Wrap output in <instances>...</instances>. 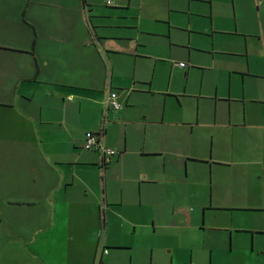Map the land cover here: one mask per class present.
<instances>
[{
    "label": "crops",
    "instance_id": "crops-1",
    "mask_svg": "<svg viewBox=\"0 0 264 264\" xmlns=\"http://www.w3.org/2000/svg\"><path fill=\"white\" fill-rule=\"evenodd\" d=\"M107 1L0 0V264H183L124 227L146 211L156 223L162 207L175 218L208 192L212 207L242 212V228L224 229L230 246H215L219 264H264V53L256 70L250 53L248 70L227 68V94H208L215 61H197L191 32L181 44L171 18L148 30L134 0ZM227 1L229 34L264 47V0ZM174 46L187 48L185 67ZM234 73L249 74L237 96ZM88 132L118 151L108 165L84 149Z\"/></svg>",
    "mask_w": 264,
    "mask_h": 264
},
{
    "label": "rangeland",
    "instance_id": "rangeland-1",
    "mask_svg": "<svg viewBox=\"0 0 264 264\" xmlns=\"http://www.w3.org/2000/svg\"><path fill=\"white\" fill-rule=\"evenodd\" d=\"M188 3L187 0H134L130 15L135 18L133 19L136 23L139 22L144 28L160 33L168 31L169 19L171 18L174 25V37L181 44H187L186 40L191 32L194 39L193 44L199 48L195 55L197 61L207 64L211 63V60L215 61L214 64H211L214 68L210 67L212 70L208 73L205 81L206 93H213L215 85L219 84L221 94H227L230 82V74L227 68L232 66V68L242 69V72L248 70L250 53L251 67L256 70L257 60L262 57L264 47L257 39H251L248 43L242 36L229 34L228 31L235 28L231 2L216 0L212 5L210 0H194L191 11H187ZM161 39H165L169 43L167 37ZM174 49L176 53L182 56V62L189 64L187 48L174 46ZM193 50L196 49L193 47ZM247 75L249 74L242 73L241 76L234 73L235 96L248 89L244 80ZM200 83L201 74L193 73L191 86L194 90L198 89ZM232 104L239 105L236 102ZM221 105L228 106L229 104L222 102ZM240 199L241 197L237 198L236 203ZM198 200L199 203L191 200L182 204L180 208H176L178 215L175 218L168 214L173 210L172 207L157 209L166 216L164 218L160 215L162 219L156 218V223L151 219L152 211H146L147 214L134 220L139 224V227L138 225L135 228L133 225H125L123 238L132 239L134 232H137L141 236H149V243H152L150 245L166 251L169 259L174 252L173 254H177V256L178 254L183 256V264H219L217 261L219 254L216 252L220 248H215V246L221 242L223 244V240L226 246H230L229 231H224V229L226 227L242 228V212L212 207V194L210 192L200 194ZM202 203H206L205 206L209 209L205 210V207L201 205ZM136 209H138V205ZM124 213H129V217H131L133 212L130 210L124 211ZM110 219L112 221L111 235L118 237L124 225L114 214L108 212L107 220ZM131 220L133 221V219ZM221 248L223 247L221 246Z\"/></svg>",
    "mask_w": 264,
    "mask_h": 264
},
{
    "label": "built area",
    "instance_id": "built-area-1",
    "mask_svg": "<svg viewBox=\"0 0 264 264\" xmlns=\"http://www.w3.org/2000/svg\"><path fill=\"white\" fill-rule=\"evenodd\" d=\"M108 5H112V0L107 1ZM179 66L185 67V63H179ZM107 104L109 108L114 110H120L122 108V104L118 100L117 92H110L107 98ZM83 147L86 150H95L98 149L104 155V166L108 165L113 157L118 155V151L111 147H108L102 140L101 134L95 132H88L85 135V139L83 142ZM106 253L108 251H105Z\"/></svg>",
    "mask_w": 264,
    "mask_h": 264
},
{
    "label": "trees",
    "instance_id": "trees-1",
    "mask_svg": "<svg viewBox=\"0 0 264 264\" xmlns=\"http://www.w3.org/2000/svg\"><path fill=\"white\" fill-rule=\"evenodd\" d=\"M100 134V133H99ZM96 150H98V149H96Z\"/></svg>",
    "mask_w": 264,
    "mask_h": 264
}]
</instances>
